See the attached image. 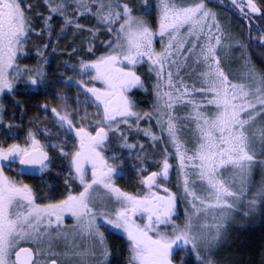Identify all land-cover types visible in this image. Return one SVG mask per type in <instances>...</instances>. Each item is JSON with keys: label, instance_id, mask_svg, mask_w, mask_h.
Instances as JSON below:
<instances>
[{"label": "snow or ice", "instance_id": "snow-or-ice-1", "mask_svg": "<svg viewBox=\"0 0 264 264\" xmlns=\"http://www.w3.org/2000/svg\"><path fill=\"white\" fill-rule=\"evenodd\" d=\"M256 223L264 0H0V264H253Z\"/></svg>", "mask_w": 264, "mask_h": 264}, {"label": "trees", "instance_id": "trees-1", "mask_svg": "<svg viewBox=\"0 0 264 264\" xmlns=\"http://www.w3.org/2000/svg\"><path fill=\"white\" fill-rule=\"evenodd\" d=\"M216 3H219V0H216ZM62 44H63V41H62ZM62 58H66V57L57 56L55 59H53L50 69H49L53 75L50 78L52 79L56 78V75H55L56 59H62ZM34 59L35 57H33L32 60H28L26 62L32 63ZM58 90H59V85L54 86V91H58ZM45 100H47L50 104L56 103L55 101L51 99V96H48V97L34 96L30 100V107L28 109L27 116L24 117L25 123H27L28 119L32 118L33 116L37 114L36 112L37 106L39 104L44 103ZM17 117H19V113H17ZM129 163H132V161H129ZM246 235L251 243L249 244L246 250H242L243 259L245 260L251 259L253 261V264H259L260 251H261V248L264 247V226H261L259 223H256L247 231ZM115 259H116V253L114 252V261Z\"/></svg>", "mask_w": 264, "mask_h": 264}, {"label": "flooded vegetation", "instance_id": "flooded-vegetation-1", "mask_svg": "<svg viewBox=\"0 0 264 264\" xmlns=\"http://www.w3.org/2000/svg\"><path fill=\"white\" fill-rule=\"evenodd\" d=\"M129 179H131V172L129 169H124L123 173L118 177V184L122 187L128 184ZM27 182L31 183L33 182L32 180H27ZM62 185V181H61ZM135 185H132L131 187H128L126 190L132 191L134 190Z\"/></svg>", "mask_w": 264, "mask_h": 264}, {"label": "rangeland", "instance_id": "rangeland-1", "mask_svg": "<svg viewBox=\"0 0 264 264\" xmlns=\"http://www.w3.org/2000/svg\"><path fill=\"white\" fill-rule=\"evenodd\" d=\"M157 46H158V43H157ZM259 177L257 176V179H258ZM181 212L183 213V208H181ZM210 219V218H209ZM67 223H68V225L70 226L71 225V219L70 218H68L67 219V221H66Z\"/></svg>", "mask_w": 264, "mask_h": 264}]
</instances>
